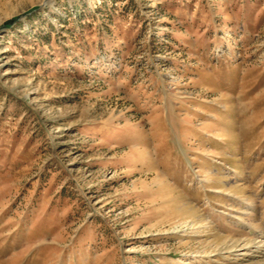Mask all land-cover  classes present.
<instances>
[{
  "label": "rangeland",
  "instance_id": "rangeland-1",
  "mask_svg": "<svg viewBox=\"0 0 264 264\" xmlns=\"http://www.w3.org/2000/svg\"><path fill=\"white\" fill-rule=\"evenodd\" d=\"M0 264H264V0H0Z\"/></svg>",
  "mask_w": 264,
  "mask_h": 264
}]
</instances>
